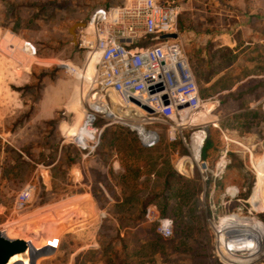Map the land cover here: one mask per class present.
<instances>
[{"label": "rangeland", "instance_id": "1", "mask_svg": "<svg viewBox=\"0 0 264 264\" xmlns=\"http://www.w3.org/2000/svg\"><path fill=\"white\" fill-rule=\"evenodd\" d=\"M86 1L90 2L0 0V231L5 229L10 238H22L29 244L28 264H229L231 260L232 264H264V140L253 150L231 146L230 162H225L217 177L210 178L207 167L201 166L221 154L220 131L213 117L220 107L213 113L212 105L204 103L184 116L160 117L162 121L143 124L136 117L138 112L107 105L94 123L101 134L91 156L82 160L83 151L67 144L84 119L90 88L85 74L91 73L93 56L78 46V40L86 29L93 30V23L105 11L99 8L88 13ZM196 1L183 0L178 39L199 94L209 102L203 96L208 74L204 36L198 33L204 30L205 21L210 25L205 13L209 4ZM76 22L85 26L75 29L74 41L67 27ZM215 22L213 28L219 27L221 19ZM16 43L23 47L14 50ZM49 91L68 95V106L59 105L61 97L53 93L44 97ZM51 103L53 114L40 119ZM32 118L36 122L28 126L35 139L28 140L18 127ZM254 121L264 122L263 115ZM131 126L146 142L157 133V141L143 144ZM261 132L264 139V129ZM88 133L81 128V134ZM207 139L212 145L206 144ZM135 155L137 170L132 165ZM72 163L80 164L82 178L70 174ZM50 165L45 181L40 169ZM169 168L200 187L191 202L183 204L170 196L165 183ZM122 175L132 186L122 182ZM24 188L31 191V197L17 208L16 196ZM236 190V197L228 201V193ZM158 204L165 207V213ZM149 207L155 212L147 217ZM190 208L203 217L204 225L198 229L187 228ZM240 216L259 220L263 227L236 242L220 234L234 252L246 255L245 259L236 254L220 256L212 225L224 217V227ZM165 219L172 228L168 237L158 231Z\"/></svg>", "mask_w": 264, "mask_h": 264}, {"label": "built area", "instance_id": "2", "mask_svg": "<svg viewBox=\"0 0 264 264\" xmlns=\"http://www.w3.org/2000/svg\"><path fill=\"white\" fill-rule=\"evenodd\" d=\"M180 12V5L175 0H125L122 4L108 6L93 23V30L86 29L80 35L78 46L93 56L91 73L85 74L90 88L84 119L78 130L70 134L69 141L85 156L96 151L101 134L94 125L100 111L91 102L100 106L118 104L127 107L133 113L138 112L136 117L143 124L162 121L160 117L184 116L207 102L199 95L193 71L178 38H158L163 33H178ZM130 97L151 111L131 102ZM82 127L90 134L79 137ZM137 133L145 145L154 144L158 139L155 133L156 138L146 142ZM225 162L224 158L213 172L214 177L222 173ZM237 192L228 193V201L235 198ZM30 197L28 188L21 190L15 199L16 207L22 208ZM154 212L149 207L146 216L150 217ZM224 217L212 225L215 248L220 256L235 257L225 250L223 240H220V234H224V240L229 235L220 230ZM158 231L165 237L170 236L171 223L167 219L160 221Z\"/></svg>", "mask_w": 264, "mask_h": 264}, {"label": "crops", "instance_id": "3", "mask_svg": "<svg viewBox=\"0 0 264 264\" xmlns=\"http://www.w3.org/2000/svg\"><path fill=\"white\" fill-rule=\"evenodd\" d=\"M175 1L180 5L182 12V8L185 6L183 0ZM206 1L209 6L205 8V13L208 16L207 18H210V25L209 22L205 21L204 30L198 31V33H203L204 36V56L208 70V74L203 80L205 86L203 96L205 99H210L205 104L210 103L207 105H212L210 108L211 112L217 106L220 107L219 112H216L217 114L213 117L216 118L215 125L220 131L221 154L206 161L209 176L212 178L214 177L213 172L224 158L227 163L230 162L228 153L231 151V146L240 145L248 150H253L255 147L260 146L264 140L261 137L263 133L261 129H264V122L254 121L255 116L263 115L264 117V0ZM111 2L114 3L110 4ZM123 2L125 0H90V5L86 11L90 13V11H95L99 8L100 10H105L110 5H118ZM193 6L195 4L192 2V10ZM32 8L36 12V5H32ZM38 17L37 15L34 18V22L37 21ZM219 18L221 19L219 27L213 28V26L217 25L216 19ZM20 31L24 32V29ZM67 31L69 32L68 27ZM10 32L17 37L15 31ZM195 33H197L196 30ZM179 35L180 30H178ZM18 46L23 47L20 43H16L14 44V50ZM216 50L217 55L215 53ZM58 61L59 59H57V63ZM69 67L71 68V65ZM50 93L61 97L57 101L59 105L62 107L68 106V95H63L65 93L62 91H49L44 94V97L50 96ZM53 94L51 97H53ZM44 103L46 104V102ZM52 103L47 108L46 115L40 114V119L53 114ZM30 116L31 114H29ZM35 119H30L28 124H19L22 126L18 127V129L25 132L24 134L28 136V140L32 137L35 139L28 126H31ZM225 122L228 125H225ZM31 142L28 141L26 143L24 141L23 144L30 145ZM69 142L67 141V144ZM206 144L210 146L212 142L209 143L207 139ZM224 151L227 153L224 154ZM91 155L85 156L81 152V159L85 160ZM48 167H51V165L42 166V169H40L45 181L48 178L46 171ZM69 172L72 176L76 174L82 178L83 174L79 163L70 164Z\"/></svg>", "mask_w": 264, "mask_h": 264}, {"label": "trees", "instance_id": "4", "mask_svg": "<svg viewBox=\"0 0 264 264\" xmlns=\"http://www.w3.org/2000/svg\"><path fill=\"white\" fill-rule=\"evenodd\" d=\"M197 133L202 134V131H197L195 134H197ZM201 146H202V144H201ZM199 155H200V149L198 151L197 159H198ZM135 156H136V159L132 162V165H134V170H137L139 168L138 160H137L138 157H137V155H135ZM203 156H204V154H203ZM127 170H128V173H127V175H128L130 172V169L128 168ZM128 178H129V176H128ZM132 178H134V177H132ZM122 182L128 187L132 186L131 181H129L127 179L126 175H122ZM165 183L168 185V188H170V196L182 200L183 204H187L188 202H191L192 199L198 193V190L200 189V187L198 186V184L196 183L195 180L185 178V177L179 175L178 173H176L175 171H173L171 168H169L168 172L165 175ZM157 208L159 209V211L161 213H165V207L164 206L161 207L158 204ZM187 216H188L187 217L188 222L192 223V224L188 223L189 224L187 226L188 229H198V228H200L198 226L204 225L203 217L199 213L194 212L193 208H190L188 210ZM261 217H263V219H264V215H262ZM116 264H118V263H116Z\"/></svg>", "mask_w": 264, "mask_h": 264}, {"label": "water", "instance_id": "5", "mask_svg": "<svg viewBox=\"0 0 264 264\" xmlns=\"http://www.w3.org/2000/svg\"><path fill=\"white\" fill-rule=\"evenodd\" d=\"M84 26H85L84 22H76L69 27V33L72 34L74 41H75V36H76L75 29L78 27H84ZM158 38L159 39H164V38L177 39L178 33L176 32L163 33L159 35ZM129 100L135 103L136 105L141 106L143 109L147 111H151L147 106L142 105L135 98L130 97ZM201 166L203 168H206V163L202 162ZM36 240L37 242H39V239H36ZM230 240H233L234 242H236L235 238L230 239ZM29 248H30L29 244L24 239L10 238L6 235V232L4 230L0 231V264H13L15 261H21L23 264H25V260L27 261V264H28Z\"/></svg>", "mask_w": 264, "mask_h": 264}, {"label": "bare ground", "instance_id": "6", "mask_svg": "<svg viewBox=\"0 0 264 264\" xmlns=\"http://www.w3.org/2000/svg\"><path fill=\"white\" fill-rule=\"evenodd\" d=\"M91 103H92V106L94 108L98 109V110H101L102 107L105 106V105L100 106V104H97V103H94V102H91ZM138 125L140 127L142 126L140 124H138ZM131 127H133V129H135L137 131L136 127H134V126H131ZM88 134H90V131H89ZM88 134H86V135H88ZM83 136H85V135L81 134V131H80L79 137H83ZM140 136H141V134H140ZM261 225H263V224L259 220H253V219H249V218H246V217H239V219H237L235 221H232L230 223H227L224 227H221L220 230L223 231V232H226V234H229L228 235L229 238H231V239L235 238V240H239V239H245L248 235H253L254 232H258L259 230H261V228L263 227V226L261 227ZM4 231L6 232V235L8 236V231H6L5 229H4ZM222 235H224V234H222ZM220 240H221V238H220ZM223 245H224L225 250L230 255L231 254L240 255L241 256L240 258L245 259V256H246L245 254H242V252L240 254H238L236 251L234 252L231 249V247L228 246L227 242L223 241ZM236 255H234V256L236 257ZM235 260H238V259H235ZM25 264H27L26 260H25ZM230 264H232V261H231Z\"/></svg>", "mask_w": 264, "mask_h": 264}]
</instances>
